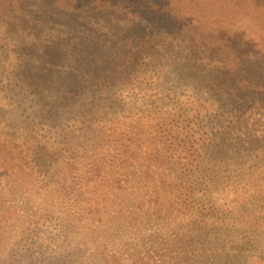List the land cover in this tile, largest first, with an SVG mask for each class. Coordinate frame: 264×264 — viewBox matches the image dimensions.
Returning <instances> with one entry per match:
<instances>
[{
  "label": "rangeland",
  "instance_id": "obj_1",
  "mask_svg": "<svg viewBox=\"0 0 264 264\" xmlns=\"http://www.w3.org/2000/svg\"><path fill=\"white\" fill-rule=\"evenodd\" d=\"M76 2L83 8L68 7V0H24L12 4L8 15L0 6V264H264V228L259 235L257 222L254 230L230 217L173 218L162 206L141 204L130 193L131 179L108 196L107 208L97 204L94 217L82 211L84 184L76 178L87 162V134L80 105L96 95L70 99L58 86H70L75 71L84 70L79 46L96 41L128 49L131 40L141 45V58L122 89L130 96L123 107L130 105L131 120L141 107L185 108L182 132L199 150L190 171L193 184L201 187L204 174L208 186L217 183L224 198L234 200L232 210H252L263 224L264 109L236 119L218 108L203 77L214 71L203 56L207 51L187 36L167 47L157 24H148L153 21L146 1L133 3L146 13L139 14L143 21L115 11L117 3L105 15L97 0ZM168 2L200 18L199 28L221 30L236 50L234 69L264 80V0ZM235 32L242 33L241 41L233 40ZM149 38L155 47L144 45ZM195 54L202 59L190 70L185 60ZM41 151L49 159L45 166ZM232 210L226 214L235 216Z\"/></svg>",
  "mask_w": 264,
  "mask_h": 264
},
{
  "label": "trees",
  "instance_id": "obj_2",
  "mask_svg": "<svg viewBox=\"0 0 264 264\" xmlns=\"http://www.w3.org/2000/svg\"><path fill=\"white\" fill-rule=\"evenodd\" d=\"M21 1L24 0H0V6H4L3 12L8 15L11 12L10 6ZM54 1L59 3V0ZM97 1L99 3L97 10L105 15L106 10L109 11L117 3L121 6L116 8L120 10L113 8L115 11L125 12L132 19H135L136 15L142 21L145 20L142 15L146 17V13L133 5L138 0ZM143 1L148 5L146 10L152 13L150 20L153 22H146L149 25L157 24L156 33L168 41L167 47H177L176 43H179L180 37L187 36L191 40H196L203 50L207 51L203 56H207L208 64H213L211 66L214 71L209 69L203 77L212 85L214 104L216 100L219 103L218 108H223V112L236 119L247 115L251 109H264V80L254 77L247 71L244 73L242 70L234 69L232 58L236 50L233 49L229 37L226 38L221 30L215 32L204 27L199 28L200 18H192L186 13L174 10L168 0ZM68 2V7L72 9L83 8V4L81 7L76 6V0ZM163 18L168 24L167 27L161 24L164 23ZM242 37L241 32H235L233 40L241 41ZM131 41L127 43L128 49L122 43L108 44L107 47L105 44L98 46L96 41L79 46L77 61L84 70L80 73L75 71L71 76L70 86L58 85L65 89L60 91L61 94L69 96L70 99L81 95L84 99L89 94L96 95L80 105L85 117L83 128L87 134L84 149L87 151L85 155L87 162L81 176L76 178L77 182L82 180L84 184L83 188L79 187L85 193L81 194L85 199L82 211L87 210L89 213L87 216L94 217L100 210L97 204L101 201V208H107L108 196L115 195L116 189L131 179L130 193L139 197L141 204L162 206L167 213L173 214V218L191 215L196 219L206 220L212 217L221 220L230 217L240 228L251 227L256 230L257 222V232L259 235L263 234L262 220L258 221L251 215L254 213L252 210L246 215H240L239 211L232 210L234 200H226L217 183L208 186L206 176L202 174L205 183L201 187L193 184L190 171L192 164L198 160L199 150L193 148L190 135L182 132L185 131L183 122L188 120L186 116L189 113L185 108L174 105L169 109L145 111L141 107L134 120H131L130 105L123 107L130 96L122 89L130 79V70L141 58L138 55L141 52V45ZM150 43L153 47L156 46L151 38L144 41V45L152 48L149 46ZM187 52L193 55L190 49ZM198 56L199 54H195L192 60L191 57L185 60L190 70L202 59ZM61 82L59 80L57 83ZM91 90L93 92H89ZM111 108L114 110L108 111ZM219 129H221L219 132L224 134L227 124L223 122ZM41 152L40 161L45 166L49 159L43 158L45 154L44 151ZM73 191L75 190L71 187L70 192ZM229 207L235 216H231V211L226 214ZM260 213L264 216V205ZM28 235L31 233L27 234L26 239ZM182 243L183 238H180L176 240L175 246H181Z\"/></svg>",
  "mask_w": 264,
  "mask_h": 264
}]
</instances>
